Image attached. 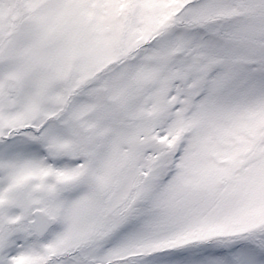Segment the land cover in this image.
Returning a JSON list of instances; mask_svg holds the SVG:
<instances>
[{
  "label": "snow or ice",
  "instance_id": "6c2138e0",
  "mask_svg": "<svg viewBox=\"0 0 264 264\" xmlns=\"http://www.w3.org/2000/svg\"><path fill=\"white\" fill-rule=\"evenodd\" d=\"M0 264H264V0H0Z\"/></svg>",
  "mask_w": 264,
  "mask_h": 264
}]
</instances>
